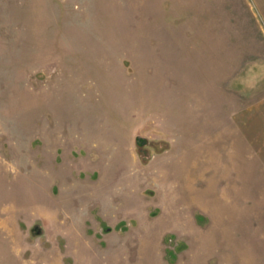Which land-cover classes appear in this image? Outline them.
<instances>
[{
	"label": "rangeland",
	"instance_id": "1",
	"mask_svg": "<svg viewBox=\"0 0 264 264\" xmlns=\"http://www.w3.org/2000/svg\"><path fill=\"white\" fill-rule=\"evenodd\" d=\"M0 264H264V0H0Z\"/></svg>",
	"mask_w": 264,
	"mask_h": 264
}]
</instances>
